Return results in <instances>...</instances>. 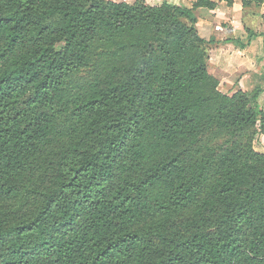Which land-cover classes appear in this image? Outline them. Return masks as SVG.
Listing matches in <instances>:
<instances>
[{
	"label": "trees",
	"instance_id": "trees-1",
	"mask_svg": "<svg viewBox=\"0 0 264 264\" xmlns=\"http://www.w3.org/2000/svg\"><path fill=\"white\" fill-rule=\"evenodd\" d=\"M216 5L0 0V264H264L261 90L209 74Z\"/></svg>",
	"mask_w": 264,
	"mask_h": 264
},
{
	"label": "crops",
	"instance_id": "crops-1",
	"mask_svg": "<svg viewBox=\"0 0 264 264\" xmlns=\"http://www.w3.org/2000/svg\"><path fill=\"white\" fill-rule=\"evenodd\" d=\"M133 3V0H112ZM152 6L166 1L174 5L191 8L194 0H144ZM150 1V2H148ZM216 2L212 10L197 9L196 29L208 45V72L218 81L221 93L232 95L238 91L261 92L257 103L264 109V0L259 8L243 9L241 2L235 0L231 6ZM152 2V3H151ZM151 3V4H150ZM262 36L254 37L250 44L240 48L237 43H245L247 32Z\"/></svg>",
	"mask_w": 264,
	"mask_h": 264
},
{
	"label": "rangeland",
	"instance_id": "rangeland-1",
	"mask_svg": "<svg viewBox=\"0 0 264 264\" xmlns=\"http://www.w3.org/2000/svg\"><path fill=\"white\" fill-rule=\"evenodd\" d=\"M148 2H150V1H148ZM81 76L82 77L86 76V73H83ZM259 107H261V106L259 105ZM253 146H254V150L256 152H258L259 154H263L264 155V137H262V136L256 137Z\"/></svg>",
	"mask_w": 264,
	"mask_h": 264
}]
</instances>
